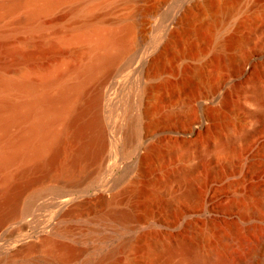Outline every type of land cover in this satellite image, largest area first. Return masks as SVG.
Instances as JSON below:
<instances>
[{
  "label": "rangeland",
  "instance_id": "obj_1",
  "mask_svg": "<svg viewBox=\"0 0 264 264\" xmlns=\"http://www.w3.org/2000/svg\"><path fill=\"white\" fill-rule=\"evenodd\" d=\"M84 9L99 16L100 29L129 25L133 41L108 72L86 83L83 101L97 103L84 120L98 117L102 146L75 165L62 153L68 171L57 160L27 174L35 184L14 208L0 209V264H188L183 243L198 251L232 240L239 224L231 217L242 221L238 229L249 232L256 221L264 232V0H64L35 19L24 5L0 6V39L9 49L28 38L43 46L61 39L52 41L60 52L55 67H67L71 82L68 51L88 41L72 37L81 31L70 26ZM19 169H7L8 188L22 180ZM96 186L102 191L87 198L84 211L91 209L81 215L76 207L84 198L54 200L61 191ZM53 243L71 245L79 256L59 260ZM113 248L111 259L96 261Z\"/></svg>",
  "mask_w": 264,
  "mask_h": 264
},
{
  "label": "bare ground",
  "instance_id": "obj_2",
  "mask_svg": "<svg viewBox=\"0 0 264 264\" xmlns=\"http://www.w3.org/2000/svg\"><path fill=\"white\" fill-rule=\"evenodd\" d=\"M61 1L64 0H12L7 3H2L0 6L6 10H13L24 5L26 7V17L28 19H35L39 15L49 12ZM77 9L78 5L75 4L72 11L75 12ZM80 13L81 14L77 17V22L75 21L70 28L76 29L77 32H81H74L76 34L73 33L71 36H75L74 38L77 40H79V38H81V40L86 38L88 44L86 47L82 46V48L79 47L68 51L71 54V60L74 59L75 61L73 62L75 66L69 62V65L73 66L71 69L75 74V78L71 82L65 80V75H67L66 72L68 71H63L67 69V67L62 68L59 66L62 70L64 69L63 71H59L57 65V68L55 67V64H59V62H57V57H59L58 55H60V52H58L59 49L56 50L54 48L56 44L58 45L56 42L61 39H56L57 41L53 39L56 41L54 42L52 40L54 44L56 43L55 45L51 40H48L54 46H51V43H48V41L47 43L50 46H46L47 44L43 46L45 40L41 44L36 43L37 46L35 42H32V40L28 38L26 41H23L24 44L21 41L22 48H20L19 45L17 46L19 48L15 47V49L17 48V50H15L9 49L7 46L8 42H6L7 40H1L3 38L5 39L4 36H1L0 171L3 173V176L1 177L2 179H0V209L6 208L4 209L5 211L9 203L10 206L14 208V203L17 201L16 197L21 194L20 192H24L22 190L28 189L27 187L30 188L33 183L35 184L36 179L33 176L30 177L27 175L30 171L37 168L42 170V167L43 169L46 167L44 170H47V168L49 169V167L51 169V165L56 164L57 160H60L59 163L62 161L58 159L59 157L64 159V156L68 155V153L69 159L66 158L67 161L75 165L79 160H86L87 157L90 159V156L95 155L98 147L102 146V134L99 129L98 117L94 114L90 118L84 120L85 113L96 105L97 99L92 98L88 101H83V95L86 92V83L87 81L89 82V78L97 74V71H103V73L105 71L108 72L107 69L114 64L121 55L130 50L133 42L131 39V27L126 25V27L123 29L121 28V30L117 29L118 31L105 27L104 29H100L101 26L100 28L98 25L95 27V20L99 18L95 12L90 9H84ZM69 32L73 31L70 30ZM82 37L84 38L82 39ZM86 40L84 41L87 43ZM33 43L35 47L37 46V49H35ZM23 46L25 48H23ZM29 46L32 47V50L33 48L35 49L34 52L30 50L31 48ZM26 48L31 52H28ZM65 52L66 51L62 53ZM12 64L18 67L11 70L13 69L11 68V66H13ZM70 66H68V68H70ZM23 67H26L28 71H26V68L23 69ZM24 70L25 72H23ZM58 124L62 127H58ZM13 127H19L17 132H12ZM75 140H80L81 143L78 141L79 146L76 147L77 149L73 150V152H68L67 150L68 147H70V143ZM62 153L64 156H62ZM66 159L63 160L64 163H60V169H63V172L67 169ZM14 164H20V169L15 174L21 177L22 180L14 183L12 182V185L9 184L11 186L8 188L7 176L10 175L7 174V169ZM62 164H66V166L64 165V168H61L63 167ZM72 164L70 165L73 167ZM57 165L59 164L57 163ZM76 166H74V168ZM55 168L52 166V170H58L57 167ZM74 168L70 167V170ZM70 172L71 171H69V174ZM10 174L13 175V173ZM103 200V196H98L96 198L98 203L95 201V205L96 203L101 204ZM89 202H91V199H82L76 207V212L79 213V215H81L82 212L85 213L89 206L87 208L85 205L87 208H85V211L83 206ZM129 214L123 212L121 217L133 219V216L131 217ZM261 217L259 219H261ZM225 218L227 217L224 216V220ZM257 218L254 219L257 220ZM246 219L247 218H245V220ZM227 220L234 225L235 222L239 224L238 226L236 225L237 229H235V232L234 230L232 231L234 232L232 240L226 241L223 238L222 240H225L227 243L221 240V242H223H220L221 245H212V248L207 245V247L211 249H208L206 246L204 250L200 248L203 252L205 249L207 251L210 250V252L206 254V251L204 253H202L200 249L196 251L197 249H194L193 245L183 243V245H181L183 247L184 262L188 264H264V242L261 235V233H263L264 236V232L261 231V223L254 224L256 221L253 220L254 225H251L250 222L252 219L249 218L251 221L247 219L251 225V227L249 225V227L246 226L249 228V232H247V229H245L246 231L238 229L242 222L240 218H238V220L241 221L239 223L236 218V221H234L232 217ZM263 222L264 220L262 224H264ZM245 223L243 222L242 224L247 225L248 222L245 221ZM245 225L242 226L246 228ZM236 226L233 228H236ZM251 238L255 241L252 242ZM229 241L230 243H228ZM231 241L233 242L232 244ZM250 241L253 245L249 244ZM54 244L57 243H53L52 246L48 245L49 248L52 247L53 249L54 246L55 249L58 248V252L60 253L49 248L48 251L51 252L52 250V253L53 251L57 252L56 254H58L60 258L59 260L66 261L76 258L77 254L79 256L76 248L71 245L60 244L58 247V244ZM123 246L124 245H118V247ZM34 247L35 245H27L25 249L31 251ZM114 250L118 249L113 248L106 251L101 254L96 261L101 262L111 259L114 255ZM48 251L47 253H50ZM26 257L25 260L27 259ZM30 259H32V257ZM90 259L91 258H87L84 262L86 261L87 264H99V262Z\"/></svg>",
  "mask_w": 264,
  "mask_h": 264
},
{
  "label": "water",
  "instance_id": "obj_3",
  "mask_svg": "<svg viewBox=\"0 0 264 264\" xmlns=\"http://www.w3.org/2000/svg\"><path fill=\"white\" fill-rule=\"evenodd\" d=\"M102 190L99 186L96 187H88L82 190H70V191H61L56 194L54 200L58 203V199L71 195L72 200H79L80 198H91L94 197L97 193H100Z\"/></svg>",
  "mask_w": 264,
  "mask_h": 264
}]
</instances>
